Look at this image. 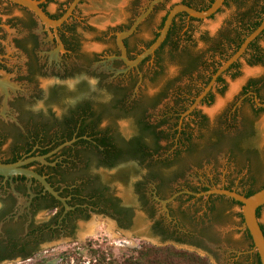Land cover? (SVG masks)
I'll list each match as a JSON object with an SVG mask.
<instances>
[{
    "label": "flooded vegetation",
    "instance_id": "1",
    "mask_svg": "<svg viewBox=\"0 0 264 264\" xmlns=\"http://www.w3.org/2000/svg\"><path fill=\"white\" fill-rule=\"evenodd\" d=\"M73 1L46 0L39 6L58 20ZM84 1L54 27L31 9L0 0V162L44 157L24 167L43 176L64 199L36 178L0 175V264L29 259L80 232L84 237L99 217L114 221L123 232L222 256L228 264H262L245 227L242 204L234 199L181 193L163 203L184 191L202 193L218 187L244 195L264 188V179L254 186L264 169L249 153L257 152L249 141L255 136L254 117L264 110V77L243 84L213 121L204 111L213 107L217 94L225 96L226 77L234 80L241 60L251 52L218 77L201 103L185 115L238 50L241 31L221 29L215 37L208 33L199 49L190 29L191 22L202 20L180 13L165 44L129 67L117 33L129 29L153 0H143L142 6L134 0L128 22L97 38L101 51L83 49L81 30L87 27L78 13ZM168 1L155 5L124 40L130 60L159 36L171 8L162 18L159 11ZM213 1L177 4L205 10ZM231 2L226 0L218 13ZM51 4L54 12L48 9ZM168 61L175 63L173 75L166 74ZM120 69L126 72L118 73ZM123 124L128 132L122 131ZM220 157L227 158L222 171ZM213 163L209 171L206 166ZM229 165L248 168L247 188L238 189L239 182L226 174ZM109 174L121 177L127 199L111 185ZM234 206L241 207L236 214ZM200 210L203 214L198 216ZM233 215L238 225L224 233L220 227ZM142 216L147 223L139 228ZM236 229L240 238L232 235ZM246 245L248 249H239Z\"/></svg>",
    "mask_w": 264,
    "mask_h": 264
},
{
    "label": "rangeland",
    "instance_id": "2",
    "mask_svg": "<svg viewBox=\"0 0 264 264\" xmlns=\"http://www.w3.org/2000/svg\"><path fill=\"white\" fill-rule=\"evenodd\" d=\"M179 1L180 0H169L165 4V7L159 11V17L162 18L168 10ZM143 3V0H140L137 2V5L140 4L142 6ZM252 3L253 0L248 1V6H251ZM133 4L134 0H85L80 6L78 13V15L85 20L87 27V29L81 30L83 49H96L97 51H101L102 48L96 44L97 38L106 37V33L111 29L115 30L126 24L132 13ZM48 9L49 11L54 12L55 5L51 4ZM245 10L246 8L240 9L236 3L231 2L229 6H225L220 13L211 19L191 22L190 31L192 32L190 33V36L194 37L199 49H201L203 48V36H208L209 33L210 37H215L217 31L221 29L222 31L229 30L232 32L237 26H239V14ZM149 37V34L145 35V38L148 39ZM258 45L264 52V35L258 41ZM168 49L169 47L166 48V50ZM250 57V54H248L241 60L239 72L234 80H231L229 76L226 77L227 86L224 94L225 96L223 97L217 94L213 107L211 109L204 108V111L210 116L212 121L215 119V114L219 113V110L226 106V102L231 101L234 96L239 93L243 84H245L249 79H259L264 77V66L250 65L248 63ZM113 58L114 57H111L112 60ZM165 70L167 75H173L176 70L175 63L168 61L165 65ZM124 72H126L125 69L118 70V73ZM261 92L264 95V85L261 88ZM253 125L255 128V136L250 145H253L252 147L257 151L256 157L254 158L258 159L264 169V110L259 112V114L254 117ZM122 131H129L127 124L122 125ZM222 159L223 158L221 157L219 158L221 164L219 171L224 170V167L222 166L227 164V158L226 160ZM213 165L214 163L206 166V168L210 171L214 167ZM225 171L226 174H230V179L233 180V182H239L237 183L238 189L243 190L248 187L247 180L250 176L248 174L247 167H240L236 169L234 165H229V167L225 168ZM238 176L241 177L242 181L244 180V183H242L240 179H237ZM107 177L109 178V181L111 180L113 182L111 185L116 188L125 199H127V195L125 194L126 190L119 182L121 177L114 176L112 178L110 177V174L107 175ZM263 179L264 176L262 177V180H259L254 184V186H259L263 182ZM200 205L201 204H198L197 206L201 208ZM195 209L196 208L194 207L193 212L196 211ZM240 209L241 207L234 206L233 212L236 214L240 211ZM202 214V210L197 213L198 216ZM230 218V222H228L229 220L225 221L220 227L224 233L229 231L232 225H238V219L235 215ZM259 219L264 225V207L260 211ZM93 223L99 224L94 235L83 237L80 232L75 238L72 237L66 240H61L51 246H48L45 248V251L39 252L29 259H18L10 264H101L100 262L101 260L103 262L104 258L106 260L102 264H109V262H113V264H122L129 256H136L138 249L141 248L142 244H149L157 247L171 245L170 242H160L153 237L134 236L130 233L123 232L121 229L116 227L115 222L112 220L102 219L99 217L94 219L90 226H94L92 225ZM144 223L146 224L147 220L143 216L137 220V226L139 228L142 227ZM111 225H113V227ZM232 235L235 238H240L242 234L236 229ZM175 247L177 249L196 252L201 256L208 257L213 264H228L222 256L218 258L215 254L203 252L186 246L175 245ZM239 249H248V246H241Z\"/></svg>",
    "mask_w": 264,
    "mask_h": 264
},
{
    "label": "water",
    "instance_id": "3",
    "mask_svg": "<svg viewBox=\"0 0 264 264\" xmlns=\"http://www.w3.org/2000/svg\"><path fill=\"white\" fill-rule=\"evenodd\" d=\"M17 4H20L22 6H25L29 9H31L41 20L43 23H46L49 26L57 27L61 25L64 21H66L70 15H72L74 9L77 7V5L82 0H74L68 11L58 20H52L49 18V16L43 11V9L39 6L40 3L46 0H10ZM163 0H153L150 5L148 6V9L146 11H143L134 21L133 25L124 31H121L117 33V44L122 52V59L128 64L129 67L138 66L139 63H141L144 59H146L148 56L153 55L157 49H159L162 44L165 42L168 33L170 31L171 26L174 23L175 18L180 13H187L190 17L200 19V20H206L211 18L213 15L218 13L220 9L223 7L226 0H214L209 8L205 10H197L189 5L186 4H177L173 8L170 9L165 23L163 25V28L160 31L159 36L157 39L147 48L145 51L140 54L135 60H130L127 57V49L124 43V40L132 35L135 31H137L138 27L146 20V18L151 13L152 9L155 5L159 4ZM264 33V18L261 22V24L253 31L251 32L244 40V42L241 44V46L238 48V50L227 60L225 61L222 66L219 68V70L216 72V74L213 76L211 82L203 92L200 94V96L197 98L195 103L191 106V108L185 113V115L189 114L192 110H194L204 99V97L210 92L212 87L215 85L218 77H220L223 73H225L235 62L242 59L243 55L247 52L250 44L254 42L257 38H259ZM43 161L44 157H34L29 158L24 161H20L17 163L12 164H6L0 162V175L4 176H13V175H25L28 177H33L39 180L41 183L45 185V187L54 194L57 198L64 201L63 198H61L57 192L54 191V189L49 185L47 180L41 176L40 174L34 172L33 170H30L28 168H25L24 166L35 161ZM181 193H189L196 196H205V195H211V194H219V195H225L227 197H230L234 199L235 201L242 204V213L245 219V227L248 228L254 244L255 248L259 252V255L261 257V262L264 264V231L262 229V223L258 216V210L259 208L264 206V188L257 191L251 196H245L243 194H240L236 191L225 189V188H218L214 187L208 191L202 192V193H194L191 191H184L176 193L174 196L169 198L168 200L164 201L163 203L166 204L169 201H172L175 197L180 195ZM80 237V236H79Z\"/></svg>",
    "mask_w": 264,
    "mask_h": 264
},
{
    "label": "trees",
    "instance_id": "4",
    "mask_svg": "<svg viewBox=\"0 0 264 264\" xmlns=\"http://www.w3.org/2000/svg\"><path fill=\"white\" fill-rule=\"evenodd\" d=\"M236 3L240 9L246 8L239 14V26L236 30L241 31V40L237 49L244 42L245 38L253 32L262 22L264 18V0H253L251 6H248V1L250 0H231ZM187 15L186 13H183ZM264 33L252 42L246 52V55L251 52V57L248 60L250 65H262L264 66V52L259 47L258 41ZM165 44V43H164ZM163 44V45H164ZM248 142V141H247ZM251 144V141H249ZM250 158L256 157V155L250 151ZM115 162H113L114 164ZM231 190L230 188H227ZM256 191L251 190L245 196H251ZM243 194V193H242ZM237 202V201H236ZM239 203V202H237ZM241 204V203H239ZM262 208V207H261ZM261 208L258 210V216H260ZM264 231V225H262ZM101 260V264L105 262ZM113 264V262H109ZM122 264H213L208 257L201 256L196 252H190L187 250L177 249L173 245H168L164 247H157L149 244H142L141 248L138 249L137 255L129 256L124 260Z\"/></svg>",
    "mask_w": 264,
    "mask_h": 264
},
{
    "label": "bare ground",
    "instance_id": "5",
    "mask_svg": "<svg viewBox=\"0 0 264 264\" xmlns=\"http://www.w3.org/2000/svg\"><path fill=\"white\" fill-rule=\"evenodd\" d=\"M248 73H249V71H248ZM96 228H97V224L94 226L88 227V231L85 232L86 234H84V236L94 235L96 233Z\"/></svg>",
    "mask_w": 264,
    "mask_h": 264
}]
</instances>
